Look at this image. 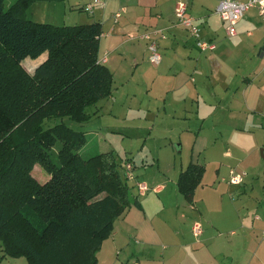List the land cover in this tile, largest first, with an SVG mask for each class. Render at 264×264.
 <instances>
[{
	"label": "crops",
	"instance_id": "obj_1",
	"mask_svg": "<svg viewBox=\"0 0 264 264\" xmlns=\"http://www.w3.org/2000/svg\"><path fill=\"white\" fill-rule=\"evenodd\" d=\"M89 1L58 4L66 15L83 10ZM103 1L104 6L95 5L90 15H79L75 21L102 24L98 61L109 68L117 85L108 97L121 98L119 92L124 88L125 115L140 117L144 112L153 117L152 126L162 125L170 139H179L178 151L186 146L191 155L180 162L177 176L156 185L153 193L139 195V206H129L117 217L112 233L97 251L98 264H264V242L260 240L264 217L247 222L245 230L233 232L231 238L223 237L219 228L214 234L209 229L202 243L191 233L196 222L203 229L193 219L194 211L208 218L213 227L223 228L239 223L247 205L244 199L224 203L219 189L212 199L213 210L206 206L209 195L196 194L204 186L217 189L211 186L215 181H204L208 163L216 164L219 177L226 168L222 158L233 157L231 151H264V18L257 9H248L236 24V34L229 37L215 12L220 0H185L202 37L215 43L213 50L202 52L186 29L176 24L177 0ZM116 12L120 15L115 20ZM153 29L165 34L158 39L162 56L158 65L149 62L146 40L139 37ZM129 33L136 37L129 38ZM45 54L38 57L41 62ZM201 155L210 160L204 163L201 181L188 201L178 190L177 178L190 163L201 164ZM167 214L171 215L169 222ZM172 218L184 226L176 227ZM1 257L6 258L3 251ZM22 258L12 259L21 264Z\"/></svg>",
	"mask_w": 264,
	"mask_h": 264
},
{
	"label": "trees",
	"instance_id": "obj_2",
	"mask_svg": "<svg viewBox=\"0 0 264 264\" xmlns=\"http://www.w3.org/2000/svg\"><path fill=\"white\" fill-rule=\"evenodd\" d=\"M31 1L15 0L4 9L0 0L2 249L4 256L23 257L27 264H98L103 239L125 209L139 206V195L113 149L84 157L79 150L87 133L64 122L44 128L43 120L87 121V107L112 93V72L98 61L102 24L55 26L28 20L20 14ZM43 53L47 59L29 75L23 60ZM10 71H18L20 80L7 89ZM36 163L49 174L43 182L30 174ZM203 172L197 163L180 171L177 187L188 201Z\"/></svg>",
	"mask_w": 264,
	"mask_h": 264
},
{
	"label": "rangeland",
	"instance_id": "obj_3",
	"mask_svg": "<svg viewBox=\"0 0 264 264\" xmlns=\"http://www.w3.org/2000/svg\"><path fill=\"white\" fill-rule=\"evenodd\" d=\"M14 1L15 0H4L3 8L7 9ZM59 2H53L51 0H32L29 6L22 10L20 15L28 20L49 23L55 26L83 24L76 23L75 20L77 16L90 15V12L78 9H75L76 11L72 14L66 13L65 15V11H63V8L58 4ZM195 5L197 6V3H195ZM194 15L196 17L199 16L196 14ZM45 55L43 61L48 57L47 53ZM42 62L41 58L38 60L25 58L22 67L29 75H34L35 68ZM2 69H6V67L2 66ZM10 73L12 81L5 84L7 89L16 85L18 86L19 84H17V81L20 80L18 71H10ZM117 82L119 81L117 80L116 83ZM21 86H25V84L22 83ZM113 86L114 88L117 86L115 82ZM114 90L115 89H113V92ZM9 95L10 94H7V97ZM119 95H121V98H115L117 101L113 100L111 96L97 100L95 103L91 104V106L87 107L86 110L91 115L87 121L75 122L68 117H53L44 119L43 127L48 128L57 123L64 122L74 130L84 131L87 133L88 139L86 145L79 150L82 156L86 157L97 152L113 149L116 152L115 156L118 164L119 162L122 163L127 158L136 164L135 174L141 181H145L149 186H156L159 183L166 184L167 180H170L173 175L177 176L180 162L188 160L191 151H187L186 146H184L183 151H178L179 139H170L169 135L164 131V127L160 124L152 126L154 118L144 114V112H142L140 117L126 116L125 108L127 105L123 103V99L126 97L124 88L121 89ZM9 100L12 101L11 103H14V100H11V98ZM132 107H134V105H132ZM59 145L60 142H58L57 147ZM57 149L58 148L55 147L54 151H57ZM231 152L233 157H221L224 164H226V168L219 177H217L215 171L216 164L208 163L210 158L208 157V159H205L204 155H201L199 162L203 166L206 162L208 163L207 171L204 174V181L208 184L215 181L211 186L217 189L209 186L205 188L206 186H204L203 189L197 191L196 196L203 198L204 195H209L210 201L206 206L214 210L212 199L214 196L218 195L220 189L222 192L220 195L224 203H235L234 201L236 200L241 201V199H244L247 205L244 206L241 211L239 223L237 222L236 224L223 228L213 227V223H208L210 222L208 218L199 216L198 211H194L193 213L195 214L193 219L199 220L203 224V232L205 233L199 238V241L202 243L203 239L208 236L209 229L212 230L211 232L214 234L217 232V228H219L222 230L219 232H221L223 237L231 238L235 236V234L231 235L233 232L238 233L239 231L240 233L242 230H245L247 222H251V220L256 219L255 217L257 216L260 218L264 217V151L260 149V151ZM228 166L236 167L237 170L246 173L244 185L234 186L233 184H228L226 181L229 170ZM140 172H142V175ZM30 174L34 179L40 182L45 181L49 177L46 170L38 163L32 166ZM204 189H206L207 192H204ZM148 193L153 192L150 191ZM172 214H174V212ZM170 216L171 215L167 214V217H165L168 222L170 221ZM254 221L255 223L257 222L256 220ZM172 223L175 224L176 227L184 226L178 219L172 218ZM193 239L192 241L196 240ZM1 247L2 243L0 241V255L3 251ZM12 258L13 257L9 256H6V258L1 257L0 264H17ZM22 259L24 260L20 261V263L26 264L25 258Z\"/></svg>",
	"mask_w": 264,
	"mask_h": 264
},
{
	"label": "built area",
	"instance_id": "obj_4",
	"mask_svg": "<svg viewBox=\"0 0 264 264\" xmlns=\"http://www.w3.org/2000/svg\"><path fill=\"white\" fill-rule=\"evenodd\" d=\"M95 5L104 6L105 3L103 0H90L83 6V10L91 13ZM250 8L257 9L259 15L264 18V0H220L218 2L215 12L224 21L227 36L231 37L236 34L237 22ZM119 15L120 12L115 13V20ZM174 16L176 24L186 29L200 51L206 52L215 48L213 41L206 40L202 37L201 27L197 23V19L187 12V2L185 0H177L174 7ZM128 36L131 39L136 37L134 33H129ZM139 37L146 40L149 62L153 65H158L162 59L158 47V39L165 38V34L160 29H153L141 33ZM122 170L124 177L134 186L138 195H144L148 191H155L158 188V186H149L146 182L136 177L135 166L132 161H123ZM245 175L246 173L244 171L239 172L234 168H230L226 181L230 184H241ZM191 232L193 237L199 240L203 232L201 224L198 222L194 223L191 227ZM261 240L264 242V229L261 232Z\"/></svg>",
	"mask_w": 264,
	"mask_h": 264
},
{
	"label": "water",
	"instance_id": "obj_5",
	"mask_svg": "<svg viewBox=\"0 0 264 264\" xmlns=\"http://www.w3.org/2000/svg\"><path fill=\"white\" fill-rule=\"evenodd\" d=\"M261 54L263 55V52H264V45L262 46V48H261Z\"/></svg>",
	"mask_w": 264,
	"mask_h": 264
}]
</instances>
